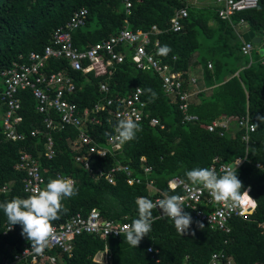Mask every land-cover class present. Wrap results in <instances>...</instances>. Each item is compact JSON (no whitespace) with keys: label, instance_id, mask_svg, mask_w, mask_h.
Segmentation results:
<instances>
[{"label":"trees","instance_id":"1","mask_svg":"<svg viewBox=\"0 0 264 264\" xmlns=\"http://www.w3.org/2000/svg\"><path fill=\"white\" fill-rule=\"evenodd\" d=\"M132 8L128 12L125 0H0V70L22 62L31 52H41L50 43L54 31L65 25L76 11L87 10L86 24L73 34L74 45L81 49L104 41L118 34L125 26L133 31H151L156 26L160 33L152 35L147 46L149 52L168 45L172 51L167 56L157 55L163 64L181 73L185 79L184 89L190 90V72L201 68L205 87L190 101L189 113L198 115L199 121L183 123V113L174 100L162 88V79L153 72L138 69L132 59L133 49L127 51L123 63L107 66V58L99 59L89 72L73 71L66 60L52 61L47 71H66L75 81L76 91L68 96L78 105L80 113L91 109L96 103L105 101L101 84H107L113 99L127 97L137 88H152L158 95L154 102H147L146 112L160 120L161 126H152L149 119L139 123L142 131L136 139L123 145L118 157H94L92 167L96 171H107L118 162L129 165L133 174L143 180L141 185H127L125 176L117 175L116 184L105 179H96L83 166L76 163V156L83 150H75L78 131L67 127L53 133L56 155L46 156V135L40 133L32 137L36 129L43 131L45 116L36 110L37 102L28 91L19 93L20 115L23 120L18 131L26 135L24 141L13 142L5 139L0 124V202L14 197L27 198L24 191L26 174L16 168L23 152L31 153L40 163L45 185L50 179L71 177L75 181L78 194L63 201L66 212L53 225L65 223L76 214L87 216L92 210L100 212L104 219L132 222L137 218V197L150 198L147 180L153 179L162 192L179 195L170 191L168 181L181 177L195 167L210 168L215 157L223 163L232 164L239 158L244 162L236 169L243 184L242 191H248L257 207L248 220L234 218L232 231L225 234L203 228L193 220L188 232L183 236L176 232L173 224L161 218L160 210L153 209L152 230L137 248L125 243L124 236L106 240L84 234L75 240L74 255L64 257L61 264H184L188 257L191 264H209L212 254L224 253L231 256L232 264H264V123L257 117H264V63L261 55L255 61L242 53L243 41L234 28L222 21L212 5L197 6L188 0H129ZM258 8L238 14L234 22L244 19L248 30L264 37V0H259ZM188 10L180 32L170 30V20L180 9ZM156 42L159 46L156 47ZM253 54V52H252ZM21 57L23 59H21ZM213 68L209 69L208 64ZM197 63V65H196ZM89 62L84 63L87 68ZM115 103L112 109L116 110ZM3 113L5 107H3ZM250 115L257 125L251 134L249 145L242 141L241 132L234 125L232 133L220 137L208 130L209 125L224 117L240 118ZM99 124H89L88 133L100 144L107 140L109 132L117 120L107 110L98 114ZM54 118L58 119L56 114ZM145 157L146 162L141 159ZM144 165L153 168L150 176L143 171ZM259 165V167H257ZM8 185L5 193L1 189ZM162 196V195H157ZM156 196V197H157ZM163 198V197H162ZM7 218L0 210V255L13 259L23 249L26 239L21 236L20 225L15 231L4 235ZM109 248L110 259L106 263L97 262L96 257ZM153 247L155 252L148 253Z\"/></svg>","mask_w":264,"mask_h":264},{"label":"built area","instance_id":"2","mask_svg":"<svg viewBox=\"0 0 264 264\" xmlns=\"http://www.w3.org/2000/svg\"><path fill=\"white\" fill-rule=\"evenodd\" d=\"M218 17L228 22L235 30L238 37L242 40L243 34L248 29L244 19L235 23V17L245 11L258 8L259 0H214ZM128 12L132 8V3L125 0ZM87 10L85 8L76 11L71 19L65 24L57 28L52 34L50 43L45 46L41 52H32L29 54V63H14L8 69L0 71V105L5 107L3 114L2 128L4 137L8 141L21 142L24 141L26 135L18 131V125L23 118L20 115L21 102L19 93L22 91H30L38 102V112L45 116L43 131L40 129L31 132L32 137H37L41 132L46 135V156L53 159L56 155L55 141L53 133L63 131L67 127H73L79 131L77 140L73 145L80 147L84 152L77 155L75 160L78 165L83 166L96 179H105L109 184L115 185L117 175H124L127 185H141L143 180L133 174L129 165L117 163L110 169L102 168L96 171L92 167V160L95 156L101 158L117 157V152L121 148H116L114 142L107 139V146L99 145L95 139L87 133L89 124H99L100 119L97 114L107 110L109 114L119 120L122 117H130L138 123L149 119L152 126H164L156 117H150L146 112L147 102L142 99L143 92H132L127 97H117L113 99L110 95V88L107 84H101L100 91L105 95V101L98 102L91 109H85L83 113L79 112L78 105L68 99L76 91L74 79L67 74L66 71L50 72L46 71L47 66L52 61L66 60L68 67L73 71L89 72L93 68V64L99 59L107 58V66L113 67L115 64L123 63L127 57V51H122V47L133 49L132 59L136 63L138 69L147 72H153L162 79V88L164 93L172 98L179 106V110L183 113V123H195L199 121V116L190 114V101L194 95L200 90L196 88L193 92L184 89L185 79L181 73H176L172 68L163 64L157 56L156 51L149 52L147 46L152 42V35L160 33L159 29L154 26L151 31H133L125 26L118 34L110 38L89 46L87 49L81 50L74 45L73 34L75 31L84 27L86 24ZM188 17L186 8L180 9L170 20V30L177 33L180 32L184 25L183 21ZM242 45V53L250 56L254 49V44L244 42ZM156 47L159 42H156ZM89 62L87 68L84 63ZM209 69L213 68L212 63L208 64ZM189 86L197 85V78L189 76ZM118 104L116 110L113 106ZM56 114L58 119L54 118ZM250 115L247 113L240 118L224 117L214 120L208 127L209 132L216 133L220 137H224L231 132L234 125H237L241 132L242 141L249 145L251 134L256 131L253 129ZM41 133V134H42ZM146 162V158L141 159ZM245 158H239L232 164L223 163L221 158L215 157L210 166L211 169L218 174L226 172L231 165L239 168ZM259 167V165H257ZM20 171L26 174L24 179V191L32 195L36 190L43 189L45 186V178L42 176L39 161L32 156L31 153L23 152L20 162L16 166ZM144 174L150 176L153 168L144 165ZM70 178L71 177H66ZM73 180V179H72ZM74 181V180H73ZM147 187L151 197L148 198L153 202L162 199L163 193L155 186L153 179H148ZM170 191H179L181 196L185 197L183 201L184 211L189 213L193 220L206 224L211 230L230 234L232 231L231 222L234 218L248 220L249 216L255 211L257 204L251 200L242 203L238 209H229L226 205L217 204L208 195L207 191L200 192L189 182L181 177H174L168 181ZM9 190L8 185L1 189L5 193ZM162 196H157V195ZM248 195L250 196L249 190ZM157 196V197H156ZM251 197V196H250ZM252 198V197H251ZM252 200H254L252 198ZM255 201V200H254ZM155 210H159L155 208ZM130 222L115 221L104 219L100 212L96 209L92 210L87 216L76 214L69 218L65 223L53 225L55 239L45 249L42 255H34L31 245L26 241L23 249L16 253L13 257L7 258L0 255V264H61L64 257L72 258L75 249V240L84 235L89 234L97 238L106 240L109 238H120L125 232V225ZM11 228V230H10ZM15 228L7 226L4 235L13 233ZM111 231V232H109ZM120 233V234H118ZM153 247L148 248V253L153 254ZM158 253V252H155ZM101 260L110 259L109 248L101 252L99 256ZM233 259L224 253H214L211 256L209 264H232ZM184 264H191L188 257Z\"/></svg>","mask_w":264,"mask_h":264},{"label":"clouds","instance_id":"3","mask_svg":"<svg viewBox=\"0 0 264 264\" xmlns=\"http://www.w3.org/2000/svg\"><path fill=\"white\" fill-rule=\"evenodd\" d=\"M171 51L172 49L168 45H163L158 49L157 54L167 56ZM136 91H142L148 95L150 103L158 98L157 93L152 88H139ZM257 119L260 123H264V117H257ZM252 127L255 129L257 125L252 124ZM141 131L142 127L136 120L130 117H122L105 135L114 142L116 148H121L126 143L136 139L137 134ZM239 163L233 165L238 166ZM233 165L223 174H218L208 167H195L185 172L186 180L196 190L207 191L214 202L226 205L229 209H238L247 200L255 203L248 195V191H242L244 186ZM77 194L78 189L72 179L63 177L50 179L43 189L36 190L27 198L17 196L10 201L0 202V210L3 211L11 227L21 226V236L31 245L32 253L42 255L50 242L56 238L53 222L60 218L61 212L67 211L63 201ZM184 199L185 197L181 195L170 194L167 191L163 193V198L156 202L147 197H137L135 203L138 216L130 224L124 226L125 243L132 248H137L143 238L148 236L152 230L153 209L155 208L160 210L161 218H166L173 224L177 233L182 236L186 234L193 223V219L189 213L184 211ZM197 226L201 229L204 227L199 222H197Z\"/></svg>","mask_w":264,"mask_h":264},{"label":"crops","instance_id":"4","mask_svg":"<svg viewBox=\"0 0 264 264\" xmlns=\"http://www.w3.org/2000/svg\"><path fill=\"white\" fill-rule=\"evenodd\" d=\"M199 0H196V2H198ZM199 4H205V5H212L215 9H216V6H215V3H214V0H211V1H209V0H205V1H202V2H199ZM249 30L247 29L246 31H245V33H247ZM244 35V34H243ZM258 36V35H257ZM243 37V36H242ZM258 37H260V36H258ZM239 38V37H238ZM262 38V43L261 44H264V37H261ZM242 41H243V39H242ZM255 46V45H254ZM254 50V49H253ZM253 52V51H252ZM32 53V52H31ZM264 53V52H263ZM262 53V54H263ZM264 55V54H263ZM21 59H23L22 57H21ZM252 62V61H251ZM14 63H20V64H24V63H29V55L26 57V58H24L23 59V61L22 62H19V61H17V62H14ZM13 63V64H14ZM210 63V62H209ZM262 63H264V61H262ZM51 64V63H50ZM50 64L47 66V68H46V71H47V69L48 68H50ZM196 65H197V63H196ZM10 68V67H9ZM6 69H8V68H6ZM2 70H4V69H2ZM2 70H0V71H2ZM48 73H50V72H53V71H47ZM190 75L192 76V77H195V78H197V85L196 86H190L189 87V89H190V91H194V90H196V88L198 89V90H200V91H209L208 90V88L207 87H205V85H204V80H203V76H202V73H201V68H198V69H195V70H193V71H191L190 72ZM36 102H37V100H36ZM38 102H37V107H36V110H37V112H38ZM3 111V107H2V105H0V112H2ZM3 113V112H2ZM39 113V112H38ZM4 114V113H3ZM40 114V113H39ZM98 116V115H97ZM1 119H2V122H3V116L1 117ZM100 119V118H99ZM100 121H101V119H100ZM118 121V120H117ZM100 123V122H99ZM92 125H94V124H92ZM42 127L44 128L45 127V124H44V120H43V124H42ZM88 127H89V125L88 126H86V128H87V133H88ZM78 131V130H77ZM2 132H3V135H4V130H3V128H2ZM89 134V133H88ZM78 135H79V131H78ZM108 139V138H107ZM96 141V140H95ZM97 142V141H96ZM71 143H72V146H73V148L75 149V150H83V149H81L80 147H78V146H76L75 147V145H73L74 144V142L73 141H71ZM98 143V142H97ZM99 144V143H98ZM100 145V144H99ZM101 146H103V147H108L107 146V140H106V142H105V144H103V145H101ZM122 149H123V146H122V148H121V150H119L118 152H117V157L122 153ZM84 152V151H83ZM96 157V156H95ZM97 157H100V156H97ZM109 157V156H108ZM108 157H106V158H108ZM145 163V162H144Z\"/></svg>","mask_w":264,"mask_h":264},{"label":"rangeland","instance_id":"5","mask_svg":"<svg viewBox=\"0 0 264 264\" xmlns=\"http://www.w3.org/2000/svg\"><path fill=\"white\" fill-rule=\"evenodd\" d=\"M190 3H193L197 6H201V5H205V4H199V2L205 1V0H199L198 2H196V0H188ZM211 1V0H209ZM264 52V44H257L254 46V50H253V54H251L250 56H248V58L252 59L251 61H255L256 55H258V53L261 55L262 60L264 61V55L262 54ZM3 116V113L0 112V124H2V119L1 117ZM96 259L101 260L99 257H96Z\"/></svg>","mask_w":264,"mask_h":264},{"label":"water","instance_id":"6","mask_svg":"<svg viewBox=\"0 0 264 264\" xmlns=\"http://www.w3.org/2000/svg\"><path fill=\"white\" fill-rule=\"evenodd\" d=\"M243 41L244 42H251L252 44L257 45V44L262 43V38L258 37L254 31L250 30L243 35ZM234 166L235 165H233V167Z\"/></svg>","mask_w":264,"mask_h":264}]
</instances>
